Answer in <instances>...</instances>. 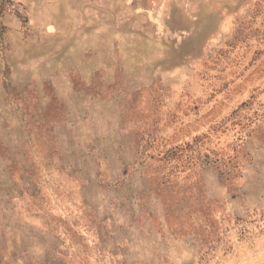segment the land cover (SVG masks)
<instances>
[{
  "label": "rangeland",
  "instance_id": "374dc122",
  "mask_svg": "<svg viewBox=\"0 0 264 264\" xmlns=\"http://www.w3.org/2000/svg\"><path fill=\"white\" fill-rule=\"evenodd\" d=\"M0 264H264V0H0Z\"/></svg>",
  "mask_w": 264,
  "mask_h": 264
}]
</instances>
